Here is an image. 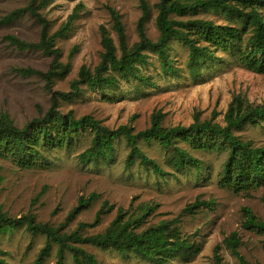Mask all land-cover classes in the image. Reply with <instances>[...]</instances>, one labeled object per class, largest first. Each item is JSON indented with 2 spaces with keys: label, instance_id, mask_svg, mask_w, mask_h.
Instances as JSON below:
<instances>
[{
  "label": "rangeland",
  "instance_id": "1",
  "mask_svg": "<svg viewBox=\"0 0 264 264\" xmlns=\"http://www.w3.org/2000/svg\"><path fill=\"white\" fill-rule=\"evenodd\" d=\"M151 9L147 23V35L154 41L159 37L157 28L158 5L161 0H147ZM26 0H0V117L8 115L23 128L40 118L52 105V94L41 78L24 77L21 69L48 71L52 59L40 51H19L7 40L15 36L20 40L37 43L41 27L29 16L13 23L4 20L12 12L27 7ZM120 16L128 38L129 47L140 40L138 33L142 9L139 0H52L42 11L50 21V32H58L75 16L64 38L57 39L61 62L70 64L69 72L55 79L53 92L64 96L58 99V110L73 112L76 118L92 116L110 130L128 126L138 134L151 128L152 118L163 115V127H188L195 117L224 125V117L233 99L241 96L252 105L264 104V75L247 70L236 51L217 53L222 60L209 63L198 79L188 69L189 51L179 42L170 44L171 59L179 70L178 75L165 74L158 56L146 53L147 64L139 66L137 77L121 80L118 88L102 94L80 86L76 93L72 84L78 80L82 67L94 71L104 52L100 29L105 26L119 46L110 13ZM200 19L216 24H236L217 12H202ZM242 140L254 146H264V124L247 125L236 131ZM93 135L82 131L72 146L47 155L48 163L32 169H23L9 157H0V208L10 217L32 215L38 223L63 228L71 234L81 224H92L105 203L113 209L101 224L87 228L83 236L104 233L122 213L125 220L143 216L146 208L153 212L146 217L139 231L162 221H172L188 207L199 201L203 205L195 214L180 217L183 234L202 245V252L192 262L174 260L170 264H215L218 248L223 264H240L224 244L231 234L240 239L239 252L247 264H264V233L247 230L244 209H250L255 217L264 221V186L246 193H235L219 187L228 150L223 152H195L191 155L201 162V170L188 168L176 171L169 164L170 154L158 143L139 140L138 146L157 161L168 175H156L137 161L128 169L126 160L130 148L124 137L116 141L112 160L83 165L79 156L92 143ZM95 196L89 208L69 221V215L81 199ZM207 204V205H204ZM44 235H31L25 228L1 237L0 246L8 264H36L40 251L46 244ZM81 246L93 254L100 264H148L134 256L124 257L112 249L92 244ZM66 264H75L72 254L66 252ZM58 247L55 246L44 264H57Z\"/></svg>",
  "mask_w": 264,
  "mask_h": 264
},
{
  "label": "trees",
  "instance_id": "2",
  "mask_svg": "<svg viewBox=\"0 0 264 264\" xmlns=\"http://www.w3.org/2000/svg\"><path fill=\"white\" fill-rule=\"evenodd\" d=\"M26 1L27 7L12 12L4 21L13 23L29 16L41 27L40 40L30 43L15 36H10L7 40L19 51H40L52 59L46 72L32 68L19 70L24 77L41 78L47 83V89L52 94V105L46 114L23 128L18 127L8 115H2L0 157H11L21 168L32 169L47 164V155L69 148L81 136L82 131H89L93 135L91 146L79 156L83 165L112 160L116 141L124 137L130 148L126 160L128 169L138 161L143 167L151 168L156 175H168L157 161L149 158L138 146L139 140L156 142L168 151L169 164L176 171L188 168L201 170V162L191 155V150H228L229 156L224 164L219 187L239 194L264 186V146L256 147L235 134L247 125L264 124V104L252 105L241 96L235 97L225 114L224 125L216 123L214 115L207 121H201L199 116H196L194 123L188 127L180 125L165 128L163 115L156 114L152 118L151 128L138 134H134L133 129L128 126L110 130L92 116L78 119L73 112L61 113L58 110V99L64 95L54 93L53 85L55 79L62 78L69 72L70 64L61 62V51L56 47V41L67 35L75 16L58 32L51 34L50 21L42 11L52 0ZM139 2L142 9L138 24L139 42L129 47L121 16L110 9L119 46L111 31L102 26L100 33L104 52L101 63L94 71L86 67L81 68L78 80L72 84L76 93H80V86L83 85L102 94L118 88L121 80L129 81L138 76L139 66L148 63V52L158 56L165 74L178 75L179 70L170 54L172 42H179L188 48L187 66L194 79L201 76V71L206 65L222 60L217 53L233 51H236L239 62L247 70L264 75V0H161L156 23L159 37L156 41L147 35L146 26L151 15L148 1ZM202 12L220 13L236 24L220 25L211 20L200 19L198 15ZM94 198L95 196L87 200L81 199L68 220H73L88 209ZM202 205L199 201L195 202L188 206L180 217L195 214V210ZM112 209L105 203L92 224H81L76 231L67 234L63 232V228L38 223L32 215L13 218L0 208V239L20 228H25L34 236L44 235L47 241L36 264H44L55 246L58 247L57 264H66V252L72 254L75 264H100L93 254L78 246L82 244L112 249L124 257L134 256L148 264H170L174 260L190 263L202 252L200 243L183 234L179 226L180 217L139 231L146 217L153 212L151 207L146 208L145 214L135 220H125L124 215L120 213L104 233L83 236L85 229L99 226L102 218ZM244 213L245 229L264 233V221L258 220L248 208L244 209ZM224 244L240 264H247L239 252L240 239L237 233L226 238ZM214 260L215 264H223L218 248L215 250ZM0 264H8L1 246Z\"/></svg>",
  "mask_w": 264,
  "mask_h": 264
}]
</instances>
